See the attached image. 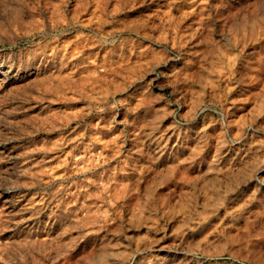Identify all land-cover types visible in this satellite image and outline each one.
I'll use <instances>...</instances> for the list:
<instances>
[{
    "label": "rangeland",
    "instance_id": "obj_1",
    "mask_svg": "<svg viewBox=\"0 0 264 264\" xmlns=\"http://www.w3.org/2000/svg\"><path fill=\"white\" fill-rule=\"evenodd\" d=\"M0 264H264V0H0Z\"/></svg>",
    "mask_w": 264,
    "mask_h": 264
}]
</instances>
